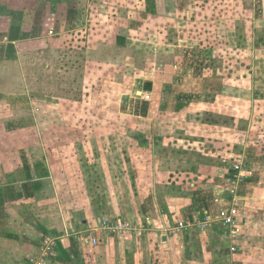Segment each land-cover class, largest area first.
Returning <instances> with one entry per match:
<instances>
[{
  "label": "crops",
  "instance_id": "obj_1",
  "mask_svg": "<svg viewBox=\"0 0 264 264\" xmlns=\"http://www.w3.org/2000/svg\"><path fill=\"white\" fill-rule=\"evenodd\" d=\"M159 1L161 8L169 2ZM53 3L0 0V264H264V221L256 218L255 228H248L250 221L237 203L240 176H231L228 161L235 143L228 133L233 125L229 114L246 110L230 99L239 95L234 83L246 78L237 79L228 68H210L228 62L200 59L193 48L177 62L164 51L158 64L152 62L159 68L136 73L126 67L120 76L126 90L116 101L117 113L126 121L106 122L109 137L80 139V168L67 170L70 154L58 164L52 158L57 144L53 131L70 130L64 117H86L88 109L85 99L71 101L52 91L50 77L39 72L37 60L64 32L56 28L66 14ZM125 39L123 48L134 45ZM117 43L113 47L123 49ZM261 50L263 38L255 35L252 57L228 63L252 65L255 93L264 92L257 88L264 86V59L257 56ZM33 58L36 62L27 64ZM185 76L205 87L206 81H217L218 88L184 91L176 82ZM204 92L207 100L220 99H195ZM153 94L154 103L149 100ZM89 124L78 120L80 129ZM261 147L264 154V143ZM61 165L62 179L55 172ZM232 204L241 215L230 233L216 216ZM107 210L111 217H102ZM116 218L133 220L136 232L101 228L104 219ZM178 222L187 226L175 230Z\"/></svg>",
  "mask_w": 264,
  "mask_h": 264
},
{
  "label": "rangeland",
  "instance_id": "obj_2",
  "mask_svg": "<svg viewBox=\"0 0 264 264\" xmlns=\"http://www.w3.org/2000/svg\"><path fill=\"white\" fill-rule=\"evenodd\" d=\"M53 1V4L66 14L63 22L56 28L58 32L63 30L64 32L52 40L51 48L40 57L41 60L33 58L26 62L31 65L37 60L39 72L50 77L54 83L51 89L54 86L52 91L55 93L59 92V95L71 101L79 98L86 100L85 109H88L86 117L78 114L66 115L64 120L72 128L53 131L55 139L52 140L57 141V144L52 147L55 150L52 158L55 164H58L62 162V155L67 158L70 154L73 160L66 161V169L70 171H78L77 167L80 168L78 155L80 139L84 141L86 138L87 141L94 137H109L112 131L106 122L126 121L117 113L116 103L119 95L124 94L126 90L124 85L121 86L123 82L120 76L123 73L130 69L139 73L141 69L159 68L160 66H155L152 62H155L164 51H167L165 55L173 62L179 61L177 57L184 54L187 48H193L196 51L194 55L200 56V59L213 57L222 60L221 62L231 63L239 57L241 59L252 57L255 35H261L264 43V0H169L165 8L160 7L159 0ZM175 3H179V6ZM66 20L69 21L64 28ZM126 36L135 42L133 46L126 47L127 49L123 48L125 45L121 46L126 42ZM115 40L118 42L117 46L123 49L117 50L113 47ZM130 41L129 44H132ZM99 49L102 55L99 54L101 58L95 63ZM257 56L264 59V50L258 52ZM45 63H49L48 68L44 66ZM156 63L158 64V61ZM228 63L210 68L215 67L218 70L228 68L231 74L236 73L237 79L240 76L246 78V81L239 79L234 83L239 95H234V99H230L232 105L234 103L244 105L246 110L229 114L233 125L228 133L231 142L235 143L231 147L232 155L228 161L232 164L231 176H240L238 191L240 198L237 199V203L245 211L244 219L250 221L248 228L253 229L256 218L264 221V212H259L264 211V154L261 147V143H264V92L255 93L253 90L254 82L250 77L254 78L255 74L250 76L252 65L232 63L228 66ZM168 67L172 68L171 65ZM96 77L100 78L94 81ZM232 77L234 78V75ZM101 82L104 89L101 90L102 95L97 96ZM176 83L182 84L184 91L189 92L195 89V92L204 91L208 85H211L212 90L218 88L217 81H206L205 87L201 81L190 80L188 76H185L183 82ZM259 87L264 86L258 84L257 88ZM84 92L87 94L85 97L82 95ZM204 94L205 92L195 99L198 101L220 99L209 96L207 100ZM156 96L157 94L151 95L149 100L152 99L154 103L157 100ZM91 104L100 107L101 113L99 111L95 113L93 110L96 108L93 105L90 107ZM79 119L90 120V124L80 129ZM170 121L174 120L168 122ZM115 135L117 134L113 133V137ZM236 139H242L243 143L235 141ZM245 143L247 146L243 145ZM193 147L196 148L195 145ZM55 172L62 179L61 174L64 173L62 165ZM70 175L75 176L72 173ZM258 178L262 180L260 186L257 184ZM106 212L109 211H105L102 217L110 218L112 214Z\"/></svg>",
  "mask_w": 264,
  "mask_h": 264
},
{
  "label": "built area",
  "instance_id": "obj_3",
  "mask_svg": "<svg viewBox=\"0 0 264 264\" xmlns=\"http://www.w3.org/2000/svg\"><path fill=\"white\" fill-rule=\"evenodd\" d=\"M236 184L235 181H233ZM235 189V188H234ZM241 215V210L236 204L230 205V207L221 208L217 213L216 220L219 221L224 228L232 233L237 229L238 221ZM205 222H208V218H205ZM187 226V223L178 222L177 229L180 230ZM101 228L107 229L112 233H130L136 232L137 227L133 220L126 218H116L114 220L104 219L101 223ZM93 244H96L98 240L96 238L91 239ZM38 264H46L45 262H39Z\"/></svg>",
  "mask_w": 264,
  "mask_h": 264
}]
</instances>
